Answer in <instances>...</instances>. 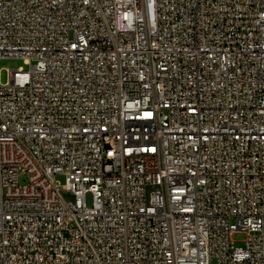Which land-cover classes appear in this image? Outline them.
Masks as SVG:
<instances>
[{"label": "built area", "instance_id": "obj_1", "mask_svg": "<svg viewBox=\"0 0 264 264\" xmlns=\"http://www.w3.org/2000/svg\"><path fill=\"white\" fill-rule=\"evenodd\" d=\"M3 58L0 264H264V0H0Z\"/></svg>", "mask_w": 264, "mask_h": 264}, {"label": "rangeland", "instance_id": "obj_2", "mask_svg": "<svg viewBox=\"0 0 264 264\" xmlns=\"http://www.w3.org/2000/svg\"><path fill=\"white\" fill-rule=\"evenodd\" d=\"M19 66H22L23 68H27V65H25L22 61V59H9V58H3L0 59V83H5L8 81V72L10 69L17 68ZM56 181L62 186L65 183V177L62 174H56L55 176ZM23 177L20 178V181L23 182ZM62 194L68 198V194L62 190ZM246 235L242 232H237L233 234L232 240L234 241L235 246H242L243 240L245 239Z\"/></svg>", "mask_w": 264, "mask_h": 264}, {"label": "snow or ice", "instance_id": "obj_3", "mask_svg": "<svg viewBox=\"0 0 264 264\" xmlns=\"http://www.w3.org/2000/svg\"><path fill=\"white\" fill-rule=\"evenodd\" d=\"M74 47H75V45H74ZM146 115H150V114L146 113Z\"/></svg>", "mask_w": 264, "mask_h": 264}]
</instances>
